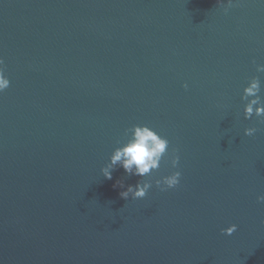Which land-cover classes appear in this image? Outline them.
Returning a JSON list of instances; mask_svg holds the SVG:
<instances>
[{
	"label": "water",
	"instance_id": "obj_1",
	"mask_svg": "<svg viewBox=\"0 0 264 264\" xmlns=\"http://www.w3.org/2000/svg\"><path fill=\"white\" fill-rule=\"evenodd\" d=\"M227 5L0 0V264H264V118L241 100L254 77L264 99V0ZM133 125L169 140L160 168L107 180Z\"/></svg>",
	"mask_w": 264,
	"mask_h": 264
},
{
	"label": "clouds",
	"instance_id": "obj_2",
	"mask_svg": "<svg viewBox=\"0 0 264 264\" xmlns=\"http://www.w3.org/2000/svg\"><path fill=\"white\" fill-rule=\"evenodd\" d=\"M232 6V0H228V5L225 7V12ZM255 63V61H253ZM4 61L0 58V93L10 86V80L5 75L3 68ZM257 72H264V64L256 66ZM187 88V84L184 85ZM261 84L257 77L248 81L247 86L243 88L241 100L244 103V118L251 119L253 116L264 118V99L260 96ZM264 122V119L261 120ZM257 132L256 127H247L244 129V135L253 136ZM126 141L120 146L114 148L108 162L101 168L103 177L107 180L112 179V173L115 167L119 165L124 172L130 176H139L144 178L150 175L151 172L160 168L161 160L165 156L169 147V140L158 134L153 128L147 125H133L125 129ZM179 155L175 154L170 159L172 168H177L179 163ZM181 172L173 171L169 175L162 176L154 181L140 180L135 185H127L120 180L116 182L114 187L123 189L119 195L127 200L144 198L153 183L161 191L175 188L180 183ZM257 202L264 203V194L257 196ZM237 231V225L231 224L226 228L221 229L224 235L231 236Z\"/></svg>",
	"mask_w": 264,
	"mask_h": 264
}]
</instances>
